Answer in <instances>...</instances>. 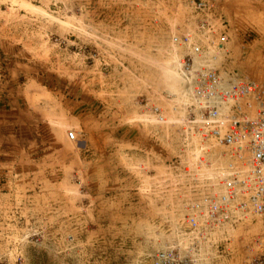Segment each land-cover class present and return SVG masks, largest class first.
I'll list each match as a JSON object with an SVG mask.
<instances>
[{
	"label": "rangeland",
	"instance_id": "rangeland-1",
	"mask_svg": "<svg viewBox=\"0 0 264 264\" xmlns=\"http://www.w3.org/2000/svg\"><path fill=\"white\" fill-rule=\"evenodd\" d=\"M134 2L0 0V81L26 93L31 115L46 109L45 122L15 131L12 153L0 148V264H153L190 248L187 207L213 193L224 150L191 124L179 26L165 16L133 24L117 8ZM239 23L217 64L264 84V15ZM246 223L252 264L264 260V223L235 229ZM212 242L202 251H226Z\"/></svg>",
	"mask_w": 264,
	"mask_h": 264
},
{
	"label": "built area",
	"instance_id": "built-area-1",
	"mask_svg": "<svg viewBox=\"0 0 264 264\" xmlns=\"http://www.w3.org/2000/svg\"><path fill=\"white\" fill-rule=\"evenodd\" d=\"M195 27L172 44L186 54L176 62L185 99L204 139L223 148L224 161L207 179L212 194L187 207L190 248H170L153 264H199L196 249L248 218L264 223V84L217 66L228 55L229 26L215 13L214 0H191ZM217 64V65H216ZM161 123H165L160 118ZM76 141L73 132L68 134ZM252 264H264V260Z\"/></svg>",
	"mask_w": 264,
	"mask_h": 264
},
{
	"label": "crops",
	"instance_id": "crops-1",
	"mask_svg": "<svg viewBox=\"0 0 264 264\" xmlns=\"http://www.w3.org/2000/svg\"><path fill=\"white\" fill-rule=\"evenodd\" d=\"M142 0H135L133 4L118 7L120 15L130 20L133 24H140L141 19L144 17L151 18V21H157L158 17H166L170 25L175 22L179 26L178 32L185 35L195 27L196 16L192 8L191 0H164V12L158 14V9H151L148 14L146 10L138 5L137 2ZM154 1V0H151ZM157 2V0H155ZM160 1V0H159ZM139 2V3H140ZM216 5L215 13L218 17H222L229 26V38L232 41L239 40L240 29L238 28L241 23L239 20L253 19L255 11H261L264 15V0H214ZM157 4V3H156ZM136 19L138 22H136ZM134 25V26H136ZM153 25V24H151ZM157 25V22H155ZM262 37H264V28H262ZM233 41V42H234ZM257 53H251L256 55ZM217 65V64H216ZM218 66V65H217ZM26 93L14 89L11 82L0 81V148H10L4 150L5 153H12L14 146L15 131H29L35 124L34 122H45L46 109L38 107L35 111L37 113L31 115L28 106L24 107L23 101ZM69 140V139H68ZM253 238L254 232L252 227L247 223L234 228H226L225 230L213 235L209 242L214 239L219 242H224L222 245L226 251L217 249H196L197 256L201 262L199 264H249L253 259ZM133 250V249H132ZM153 252L152 248H143L142 255L150 254ZM130 258L134 254L133 251L125 252ZM226 254V255H225Z\"/></svg>",
	"mask_w": 264,
	"mask_h": 264
}]
</instances>
